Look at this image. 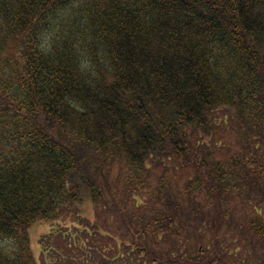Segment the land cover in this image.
Listing matches in <instances>:
<instances>
[{"label": "trees", "instance_id": "obj_1", "mask_svg": "<svg viewBox=\"0 0 264 264\" xmlns=\"http://www.w3.org/2000/svg\"><path fill=\"white\" fill-rule=\"evenodd\" d=\"M0 264H264V0H0Z\"/></svg>", "mask_w": 264, "mask_h": 264}, {"label": "rangeland", "instance_id": "obj_2", "mask_svg": "<svg viewBox=\"0 0 264 264\" xmlns=\"http://www.w3.org/2000/svg\"><path fill=\"white\" fill-rule=\"evenodd\" d=\"M51 228V223L39 222L35 224L30 230L31 245L35 255L38 257L40 254L39 238L41 235L47 233Z\"/></svg>", "mask_w": 264, "mask_h": 264}]
</instances>
